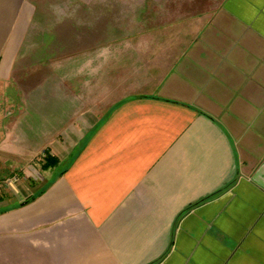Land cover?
Segmentation results:
<instances>
[{
	"label": "crops",
	"instance_id": "obj_1",
	"mask_svg": "<svg viewBox=\"0 0 264 264\" xmlns=\"http://www.w3.org/2000/svg\"><path fill=\"white\" fill-rule=\"evenodd\" d=\"M185 8L0 0V264H264V0Z\"/></svg>",
	"mask_w": 264,
	"mask_h": 264
},
{
	"label": "rangeland",
	"instance_id": "obj_2",
	"mask_svg": "<svg viewBox=\"0 0 264 264\" xmlns=\"http://www.w3.org/2000/svg\"><path fill=\"white\" fill-rule=\"evenodd\" d=\"M173 2L175 4H180V3L184 4V8L189 7L188 9L185 8L186 11H184V12L180 11L179 14L176 13V17L174 18V20H180L178 22L181 23L182 21H188V20H189V22L193 21L192 19L198 14L196 6H198V5L200 7L202 5L211 6V5H215L219 2H221V0H173ZM160 34H164V31L160 32ZM158 35H159V33H158ZM9 110H11V108ZM5 112H7V110Z\"/></svg>",
	"mask_w": 264,
	"mask_h": 264
},
{
	"label": "trees",
	"instance_id": "obj_3",
	"mask_svg": "<svg viewBox=\"0 0 264 264\" xmlns=\"http://www.w3.org/2000/svg\"><path fill=\"white\" fill-rule=\"evenodd\" d=\"M58 158L55 157V156H52V155H47L45 160H44V163L42 164V167L44 169H48L54 165H56L58 163Z\"/></svg>",
	"mask_w": 264,
	"mask_h": 264
},
{
	"label": "built area",
	"instance_id": "obj_4",
	"mask_svg": "<svg viewBox=\"0 0 264 264\" xmlns=\"http://www.w3.org/2000/svg\"><path fill=\"white\" fill-rule=\"evenodd\" d=\"M16 179H17V177H13L12 179H9L7 182H9V183L11 182V183H12V182L15 181Z\"/></svg>",
	"mask_w": 264,
	"mask_h": 264
}]
</instances>
